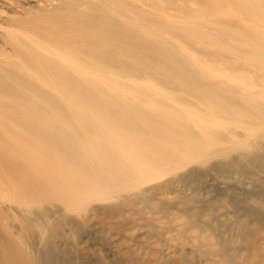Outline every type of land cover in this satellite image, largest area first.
<instances>
[{
    "label": "bare ground",
    "instance_id": "1",
    "mask_svg": "<svg viewBox=\"0 0 264 264\" xmlns=\"http://www.w3.org/2000/svg\"><path fill=\"white\" fill-rule=\"evenodd\" d=\"M32 1L0 19V264H57L40 245L93 211L159 220L179 264H264L263 196L230 207V248L209 202L163 198L263 168L264 0Z\"/></svg>",
    "mask_w": 264,
    "mask_h": 264
},
{
    "label": "rangeland",
    "instance_id": "2",
    "mask_svg": "<svg viewBox=\"0 0 264 264\" xmlns=\"http://www.w3.org/2000/svg\"><path fill=\"white\" fill-rule=\"evenodd\" d=\"M31 1L0 0V19L17 16L11 12L10 5L17 4L35 9V4ZM40 4L44 3L40 2ZM262 166L263 168L244 167L240 164L195 173L179 181L174 180L168 187L169 191L163 193V198L174 204L209 202L207 206L210 207L212 218H221L220 222L223 223L218 227L221 239L230 248L232 244H236L241 235L239 229L230 226L231 215L228 212L231 206L237 209L245 207V198L252 194L263 196L261 198L264 199V165ZM189 168L191 166L184 170ZM182 173L179 171L177 174L182 176ZM103 206V204L93 205L99 211ZM136 209L142 211L140 205H137ZM207 213L209 214V212L203 213V218H210ZM226 213L229 216L225 215ZM101 216L104 215L93 211L85 222L74 215L61 219L62 227L58 234L48 239V246L44 248L40 245L38 250L44 256L51 257L57 264H133V254L136 264H179V260L172 258L177 256L176 234L165 228L159 220L154 226H147L149 222L141 219H146L145 214L141 213V217L134 216V219L123 228L117 229L118 225L114 219ZM30 238L39 240L36 229L32 230ZM157 250L159 252H156ZM232 252L233 250H230V253ZM196 260V264L203 262L202 258Z\"/></svg>",
    "mask_w": 264,
    "mask_h": 264
}]
</instances>
